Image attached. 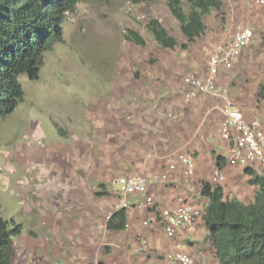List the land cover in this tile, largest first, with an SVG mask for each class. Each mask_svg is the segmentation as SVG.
I'll return each mask as SVG.
<instances>
[{
    "label": "rangeland",
    "instance_id": "obj_1",
    "mask_svg": "<svg viewBox=\"0 0 264 264\" xmlns=\"http://www.w3.org/2000/svg\"><path fill=\"white\" fill-rule=\"evenodd\" d=\"M226 1L221 10L204 18L207 30L192 43L166 0L138 5L128 0H82L68 15L63 25L65 42L46 53L38 80L20 77L24 101L13 114L0 118V217L20 224L24 234L14 238L12 264L24 259L20 256L24 238L42 235L40 223L46 216H107L116 209L119 197L111 181L132 174L117 171L123 160L116 156V144L108 140L116 133L111 126L117 104L139 100L135 79L154 71L167 75L159 81L158 93L147 95L150 100L166 102L170 93L178 102L190 103L185 79L205 75L216 35L228 29L229 17L241 15L233 1ZM151 18L158 19L187 49L160 48L145 27ZM127 29L139 32L147 45L127 42ZM262 45L260 58L248 67L251 85L256 76L264 83ZM237 68L226 77V84ZM254 169L264 173V167ZM244 170L228 166L222 171L224 180L215 185L224 188L226 199L249 204L258 188L249 184Z\"/></svg>",
    "mask_w": 264,
    "mask_h": 264
},
{
    "label": "crops",
    "instance_id": "obj_2",
    "mask_svg": "<svg viewBox=\"0 0 264 264\" xmlns=\"http://www.w3.org/2000/svg\"><path fill=\"white\" fill-rule=\"evenodd\" d=\"M223 1L225 5L227 1ZM228 1L234 2L241 15L228 18V29L224 34L216 35V44L245 27L254 29L255 38L244 49L235 66L238 68L227 84L226 77L231 71L222 74L221 91L226 94L228 91L227 99L240 106L249 120L264 121V99L260 97L264 89L263 80L256 76L254 84L248 82V67L260 58L264 43V6L251 0ZM166 75L167 72L154 71L135 79L139 100L131 104H117V118L111 126L116 133L108 136V140L116 144V156L123 160H119L117 171L120 173L143 174L153 178L164 172L168 157L184 152L196 159L193 175L186 177L178 170L168 182L154 180L148 192V196L156 202L154 208L147 206L143 197H131V206L127 209L128 224L120 232L107 228L108 217L116 209L107 216L87 213L43 217L40 223L42 235L32 234L24 238L20 255L24 259L17 261L18 264H165L166 257L175 251L179 243L192 257L193 264H219L203 219L194 229L181 230L171 239L161 226L160 210L199 204L202 213H205L208 201L200 195L202 185L205 182L215 184L216 157L227 156L228 144L220 135L223 122L221 109L225 100L201 94L192 102L188 101L190 103L178 102L177 97L170 93L168 102L150 100L147 95L158 93L159 81ZM146 98L149 101H144ZM102 150L106 152V149ZM23 237L24 234H20L15 240ZM142 238L148 241V252L143 254L139 251Z\"/></svg>",
    "mask_w": 264,
    "mask_h": 264
},
{
    "label": "trees",
    "instance_id": "obj_3",
    "mask_svg": "<svg viewBox=\"0 0 264 264\" xmlns=\"http://www.w3.org/2000/svg\"><path fill=\"white\" fill-rule=\"evenodd\" d=\"M81 1L0 0V118L13 114L24 101L20 77L38 80L46 53L55 44L65 42L63 25ZM128 1L138 5L157 0ZM166 1L190 43L205 34L204 18L224 6L223 0ZM145 27L160 48L187 49V44H180L158 19L151 18ZM124 39L140 47L147 45V40L133 29L125 31ZM261 98L264 99V89ZM228 165L225 157H216L217 169L223 171ZM244 172L250 178L249 184L258 188L254 201L249 204L226 199L224 188L210 182L203 183L200 192L208 201L202 219L219 264H264V173L260 175L254 168H245ZM127 224L128 210L122 208L110 216L107 228L120 232ZM20 234V224L0 217V264H12L14 238Z\"/></svg>",
    "mask_w": 264,
    "mask_h": 264
},
{
    "label": "built area",
    "instance_id": "obj_4",
    "mask_svg": "<svg viewBox=\"0 0 264 264\" xmlns=\"http://www.w3.org/2000/svg\"><path fill=\"white\" fill-rule=\"evenodd\" d=\"M251 1L264 6V0ZM254 38L253 28L238 29L229 38L211 48L207 70L203 77L190 76L185 79L187 87L185 97L188 101L201 94L224 98L225 104L221 109L223 122L220 135L228 144L227 163L244 169L264 167V121L249 120L240 106L227 99L226 92L221 91L220 86L222 74L234 69L244 49L252 44ZM195 166L194 155L176 153L166 159L164 172L153 178L143 174L114 178L111 181V187L119 197L116 210L128 209L131 206L129 201L131 197H143L147 206L156 207V202L148 196L152 182L154 180L168 182L178 170H181L186 177L192 176ZM213 179L215 184L221 183L224 180L222 170L216 169ZM202 217V210L192 204L160 210L161 226L166 236L171 239L175 238L181 230L194 229ZM147 224L146 222L145 225ZM139 251L142 254L148 252V241L144 238L140 241ZM165 264H193V259L186 252L185 247L179 243L176 245L175 251L166 257Z\"/></svg>",
    "mask_w": 264,
    "mask_h": 264
}]
</instances>
